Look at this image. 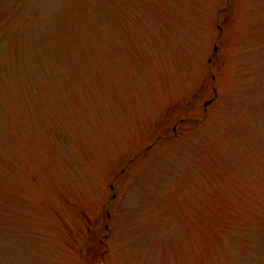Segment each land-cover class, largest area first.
Returning <instances> with one entry per match:
<instances>
[{"label": "rangeland", "instance_id": "rangeland-1", "mask_svg": "<svg viewBox=\"0 0 264 264\" xmlns=\"http://www.w3.org/2000/svg\"><path fill=\"white\" fill-rule=\"evenodd\" d=\"M0 264H264V0H0Z\"/></svg>", "mask_w": 264, "mask_h": 264}]
</instances>
